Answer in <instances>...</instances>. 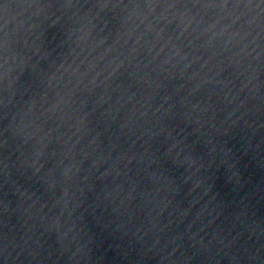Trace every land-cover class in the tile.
<instances>
[{"label": "water", "instance_id": "water-1", "mask_svg": "<svg viewBox=\"0 0 264 264\" xmlns=\"http://www.w3.org/2000/svg\"><path fill=\"white\" fill-rule=\"evenodd\" d=\"M0 264H154L96 0H0Z\"/></svg>", "mask_w": 264, "mask_h": 264}]
</instances>
